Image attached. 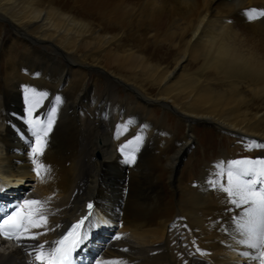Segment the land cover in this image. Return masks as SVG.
<instances>
[{"label": "bare ground", "instance_id": "6f19581e", "mask_svg": "<svg viewBox=\"0 0 264 264\" xmlns=\"http://www.w3.org/2000/svg\"><path fill=\"white\" fill-rule=\"evenodd\" d=\"M261 13L264 0H0V209L40 200L47 216L44 228L32 229L45 233L38 240L0 243V264H40L32 249L57 241L87 200L94 208L78 255L92 264H259L239 243L248 206H234L219 184L227 186L232 161L264 170ZM163 47L172 51L167 59ZM29 120L52 122L39 144ZM197 121L228 146L219 167L202 160L199 178L167 202L159 180L168 170L173 179L196 147ZM35 147L38 164L50 169L44 180L33 171ZM242 148L255 156H241ZM149 172L160 188L148 185ZM256 189L264 191V180ZM186 235L193 252L184 250Z\"/></svg>", "mask_w": 264, "mask_h": 264}, {"label": "snow or ice", "instance_id": "6c2138e0", "mask_svg": "<svg viewBox=\"0 0 264 264\" xmlns=\"http://www.w3.org/2000/svg\"><path fill=\"white\" fill-rule=\"evenodd\" d=\"M261 15H264V13H261ZM28 123L32 127L37 144L44 137H47L52 130L51 121L46 125L41 121L33 120H29ZM38 155H42V149L35 147L31 157L34 164L33 171L38 178L44 180L49 175L50 169L46 165L38 164L36 159ZM247 163V161H232L226 173L227 186L220 183L219 187L231 198V203L234 206H248L244 208V213L248 217V220L240 223V231L246 238L241 239L239 243L256 251V255L248 252H244L243 255L252 260L259 261V264H264V191L256 189V185L261 180H264V170L258 172L254 168L241 167ZM261 163H264V161ZM224 174L223 168L217 173V175ZM218 183V181L212 182V186L215 187ZM45 203V201L26 199L22 204L15 203L12 205L7 212L0 211V237H3L5 240H15L18 244H22L25 240H38L39 236L45 233L33 232L32 229L44 228L46 226ZM88 207L91 209L92 205L89 204ZM257 215L260 218L261 224L259 232L253 227ZM84 219L73 225L72 231L61 240L55 242L45 241L43 244L34 247L32 252L35 255L36 261L40 262V264H69L72 252L83 242L84 235L81 233L79 239L73 240L71 247L65 246V241L75 234L76 229L81 228V225L84 224ZM50 244L52 246H48ZM46 246H48L47 251H45ZM113 264H119V262L116 261Z\"/></svg>", "mask_w": 264, "mask_h": 264}, {"label": "rangeland", "instance_id": "374dc122", "mask_svg": "<svg viewBox=\"0 0 264 264\" xmlns=\"http://www.w3.org/2000/svg\"><path fill=\"white\" fill-rule=\"evenodd\" d=\"M8 25V28L11 29V25L9 23H6ZM6 42V38L3 37L2 38V43ZM53 51H55V48L52 49ZM57 51V50H56ZM170 52L172 53V51L170 49H167L166 47H163L161 49V55L162 56H166L167 57L170 56ZM61 57V56H60ZM63 58V60L66 62V58ZM30 61H32V59H30ZM186 66L185 69L187 71V73H192L195 70V66H193V63L191 62H186ZM74 66V65H73ZM5 68H6V62L5 59L0 57V86H1V82L3 77L5 76ZM18 79H16L17 81ZM100 86H98V88H103L104 84L99 82ZM120 87H122L121 89L125 88L124 85L119 84ZM121 95L125 96L126 92H124V90L121 91ZM175 116V117H174ZM171 117L172 118H178V115H175L174 113H171ZM180 118V117H179ZM175 120L171 119L170 120V124L174 125ZM174 122V123H173ZM173 123V124H172ZM196 126H195V132L194 130L191 131V133L194 132V140L196 141L194 146L196 145V147L190 151H188V155L185 156L183 158L182 161L179 162V164H177V167H175V170L173 172V179H169V170L166 172H164V175L162 176V179L159 180L160 181V186L161 188L158 186L157 184V180L155 179V176L153 175L152 172H149L150 174L148 175L146 181H148V185L149 186H153L156 187V189L160 188L162 191H164L165 193V199L167 202H169L170 198H171V191L176 189L177 186H187L188 184H190L193 181L197 180L200 176L201 170L205 167V165L201 164L202 160H206L205 164H208L209 168H217L219 167V164L216 162L219 155H220V150H223L226 146H228V143L225 139L224 134L219 133L217 130H215V128L213 127L212 124H207V122L203 123L201 121H197L195 122ZM183 128V125L182 127ZM184 129H182L181 131L178 132L177 136L183 137V134H187V130L185 129V131H183ZM212 132L211 133H209ZM211 134V136L209 135ZM174 136V135H173ZM172 136V138H173ZM196 137V138H195ZM224 137V138H222ZM214 141L215 143V147H206V141H208V139ZM172 140V139H171ZM218 140V141H217ZM222 141V143H221ZM220 145H219V144ZM223 144V145H222ZM261 151V150H259ZM176 153V151L171 147V149H168V155L174 156ZM239 154H241V156L243 157H253L255 156V153H250L247 152L246 150H244L243 148L240 149ZM150 176V177H149ZM27 179L29 180V177H27ZM26 179V180H27ZM174 180V181H173ZM1 181V180H0ZM27 181H25L24 183H26ZM20 184H18V182L14 183V186H17L18 188L21 187L22 182H19ZM155 184V185H154ZM13 184H4V186H10ZM3 186V187H4ZM24 188H32L34 191L37 192V195L39 196L40 194V190L33 188L31 186H24ZM174 198V196H173ZM119 232V228H117L116 230H112L110 233L113 235H117ZM187 237V238H186ZM187 240V242H185L183 244V246L185 245L186 248H184V250H191V252H193L192 249H189V241H188V236L186 235L185 238ZM176 243V242H175ZM174 243V244H175ZM172 244V243H171ZM180 243L177 242L176 246L179 247ZM182 246V245H181ZM182 248V247H181ZM104 249L106 250V248L104 247ZM177 248H175L174 250H176ZM182 250V251H184ZM181 256V255H180Z\"/></svg>", "mask_w": 264, "mask_h": 264}]
</instances>
